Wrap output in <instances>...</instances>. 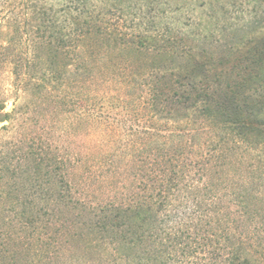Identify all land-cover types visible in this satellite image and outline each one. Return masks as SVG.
Wrapping results in <instances>:
<instances>
[{"label":"trees","instance_id":"trees-1","mask_svg":"<svg viewBox=\"0 0 264 264\" xmlns=\"http://www.w3.org/2000/svg\"><path fill=\"white\" fill-rule=\"evenodd\" d=\"M37 33L40 39L26 42L13 60L16 79L22 71L32 74L23 91L40 96L72 70L87 83L97 78L116 80L112 72L102 71L108 65L102 61L104 54L148 53L157 60L124 76L129 79L127 105L144 101L165 127L181 121L185 127L194 125L191 131L206 130L207 136L198 142L189 133L165 130L161 139L151 134L135 154L138 177L130 185H114L112 197L96 202L81 195L68 169L70 159L60 156L48 138L32 134L4 142L0 145V264L15 261L11 250L25 253L33 264H43L51 250L66 245L69 237L99 248L116 264H264V207L255 204L258 193L243 186L226 205L220 185L208 179L212 169L222 179L228 139L234 146L264 150V122L259 117L264 111V46L251 41L214 56L195 50L176 35L123 33L87 21L73 35L54 30ZM12 45L8 40L5 46L0 44V55ZM135 90L141 95L133 99ZM94 99L86 92L83 107L88 124L98 121L89 112ZM120 103L125 107V100ZM4 107L0 99V132L8 130L12 121ZM218 134L220 139L213 141ZM84 187L85 193L89 191ZM64 213L76 218L73 228L62 219ZM64 232L68 237L60 243Z\"/></svg>","mask_w":264,"mask_h":264},{"label":"rangeland","instance_id":"rangeland-1","mask_svg":"<svg viewBox=\"0 0 264 264\" xmlns=\"http://www.w3.org/2000/svg\"><path fill=\"white\" fill-rule=\"evenodd\" d=\"M85 21L123 33L176 35L195 50L219 56L251 41L264 46V0H0V44L5 46L7 40L13 43L0 55V99L5 101L4 112L12 114L9 129L0 132V145L22 135L48 138L60 156L70 159L68 169L73 171L81 195L96 202L112 197L114 185H130L138 177L135 168L140 164L135 161V154L145 147L151 134L159 138L168 132L165 130L189 133L187 135L194 134L198 142L207 134L200 128L191 131L194 125L185 127L181 121L170 129L168 124L165 127L162 119L151 115L144 101L127 105L130 97L124 94L129 79L125 80L124 76L128 78L131 70L140 64L157 60L148 53L127 54L124 50L104 54L102 61L108 64L105 67L108 69L102 71L112 72L116 80L97 78L94 83H87L83 75L72 70L62 82L48 86L40 96L34 97L31 90L23 91V84L30 81L32 74H22V71L16 79L13 73L17 69L13 60L20 48L23 50L30 40L40 39L39 30L73 35ZM86 92L95 98L89 112L98 121L94 119L96 122L91 124L85 120ZM142 94L146 96L145 90ZM140 95L141 92L135 90L133 99ZM120 99L126 101L125 107ZM259 113L264 122V111ZM212 137L213 141L220 139L219 134ZM227 141L223 152V163L227 164L223 166L222 179L214 169L209 171L208 179L222 188L224 204L231 205L235 192L244 186L258 193L259 201L255 204L263 209L264 150L260 147L245 149L243 144L234 146L229 139ZM87 177L94 194L87 186ZM196 178L193 176L194 180ZM83 186L89 191L85 193ZM62 219L67 220L71 228L76 224V218L70 213H64ZM66 234L60 233V243L68 237ZM67 239L66 245L59 243L51 250L43 264H116L99 248ZM11 254L15 255L12 264H33L25 253L15 251L14 254L11 250Z\"/></svg>","mask_w":264,"mask_h":264}]
</instances>
